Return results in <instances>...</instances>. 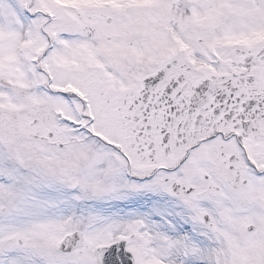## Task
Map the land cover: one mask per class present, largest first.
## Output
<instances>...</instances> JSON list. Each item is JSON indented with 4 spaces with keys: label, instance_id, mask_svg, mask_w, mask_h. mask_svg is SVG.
<instances>
[{
    "label": "snow or ice",
    "instance_id": "6c2138e0",
    "mask_svg": "<svg viewBox=\"0 0 264 264\" xmlns=\"http://www.w3.org/2000/svg\"><path fill=\"white\" fill-rule=\"evenodd\" d=\"M0 264H264V0H0Z\"/></svg>",
    "mask_w": 264,
    "mask_h": 264
}]
</instances>
